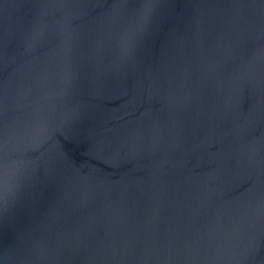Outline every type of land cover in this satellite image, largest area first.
Wrapping results in <instances>:
<instances>
[{"label":"water","instance_id":"obj_1","mask_svg":"<svg viewBox=\"0 0 264 264\" xmlns=\"http://www.w3.org/2000/svg\"><path fill=\"white\" fill-rule=\"evenodd\" d=\"M0 264H264V0H0Z\"/></svg>","mask_w":264,"mask_h":264}]
</instances>
